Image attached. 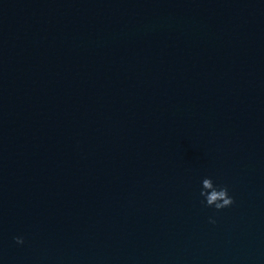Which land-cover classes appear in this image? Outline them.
Listing matches in <instances>:
<instances>
[{
  "label": "water",
  "instance_id": "water-1",
  "mask_svg": "<svg viewBox=\"0 0 264 264\" xmlns=\"http://www.w3.org/2000/svg\"><path fill=\"white\" fill-rule=\"evenodd\" d=\"M0 264H264V0H0Z\"/></svg>",
  "mask_w": 264,
  "mask_h": 264
},
{
  "label": "clouds",
  "instance_id": "clouds-1",
  "mask_svg": "<svg viewBox=\"0 0 264 264\" xmlns=\"http://www.w3.org/2000/svg\"><path fill=\"white\" fill-rule=\"evenodd\" d=\"M199 196L203 197L200 201L205 207L213 208L217 211L230 207L234 204V196L229 186L226 184L216 183L212 176H204L200 180ZM209 223L215 224V215L208 217ZM17 244L24 243V237L18 235L14 237Z\"/></svg>",
  "mask_w": 264,
  "mask_h": 264
}]
</instances>
